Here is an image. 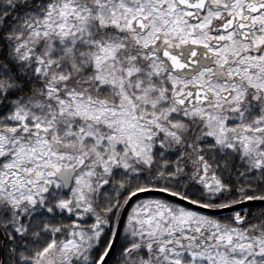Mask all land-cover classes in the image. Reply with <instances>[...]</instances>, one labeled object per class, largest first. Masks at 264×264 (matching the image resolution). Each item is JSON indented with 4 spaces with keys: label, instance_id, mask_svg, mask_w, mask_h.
I'll return each mask as SVG.
<instances>
[{
    "label": "snow or ice",
    "instance_id": "obj_1",
    "mask_svg": "<svg viewBox=\"0 0 264 264\" xmlns=\"http://www.w3.org/2000/svg\"><path fill=\"white\" fill-rule=\"evenodd\" d=\"M0 264H264V0H0Z\"/></svg>",
    "mask_w": 264,
    "mask_h": 264
}]
</instances>
